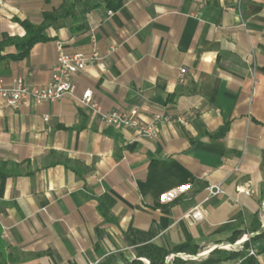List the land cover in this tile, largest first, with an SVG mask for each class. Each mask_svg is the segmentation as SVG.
<instances>
[{
    "label": "crops",
    "instance_id": "crops-1",
    "mask_svg": "<svg viewBox=\"0 0 264 264\" xmlns=\"http://www.w3.org/2000/svg\"><path fill=\"white\" fill-rule=\"evenodd\" d=\"M61 12L50 40L16 59L19 22ZM59 47L96 48L101 61L73 75L61 101L0 98V264H127L147 244L171 252L165 264H264V0L0 6L5 85H46ZM87 90L104 112L175 121L142 138L81 105Z\"/></svg>",
    "mask_w": 264,
    "mask_h": 264
},
{
    "label": "built area",
    "instance_id": "built-area-1",
    "mask_svg": "<svg viewBox=\"0 0 264 264\" xmlns=\"http://www.w3.org/2000/svg\"><path fill=\"white\" fill-rule=\"evenodd\" d=\"M8 1L10 0H0V6L5 5ZM243 26L245 25L243 24ZM99 61H101V58L96 48H94L91 55H86L67 54L62 47H59V53L52 70L51 79L46 85L32 86L26 84L21 79L14 80L10 85H5L0 77V98L3 99L5 104L9 107H16L20 103L26 101L35 105H40L44 102L55 103L61 101L67 96H72L75 91L72 80L73 75ZM180 72L181 75H184L186 69H181ZM78 101L84 107L92 109L106 124L117 129H133L140 137L145 139H153L158 134L161 125L170 124L175 121L169 115L158 113L149 123H144L140 118V112L137 108L128 112H104L101 106L94 101L93 92L91 90L85 91ZM45 120H48V118H45ZM177 121L183 124L186 123L183 117L178 118ZM207 190L211 196L223 193L218 186H211ZM238 192L250 195V190L239 188ZM194 216L196 218H203V213L201 211H196ZM251 253L254 254L253 251Z\"/></svg>",
    "mask_w": 264,
    "mask_h": 264
},
{
    "label": "trees",
    "instance_id": "trees-1",
    "mask_svg": "<svg viewBox=\"0 0 264 264\" xmlns=\"http://www.w3.org/2000/svg\"><path fill=\"white\" fill-rule=\"evenodd\" d=\"M118 5L115 8H118ZM68 14L65 12L47 14L45 15V21L40 26H35L28 21H20V25L26 31V35L23 38H13L10 39L9 42L14 44L17 49L20 51L16 59H24L27 57L31 51V49L38 43L47 42L50 38L47 35V29L49 26L59 17L67 16ZM181 252H189L192 254H196V250H190L187 248L182 249ZM171 254L170 251L163 249L159 246L147 244L137 248V259L133 262H128L127 264H146L142 261V259H146L149 264H165L167 257ZM217 260L209 258L205 263L210 264L216 262ZM183 262L176 259L174 264H182ZM201 263V264H205ZM99 264H115L112 258H107L104 262Z\"/></svg>",
    "mask_w": 264,
    "mask_h": 264
}]
</instances>
